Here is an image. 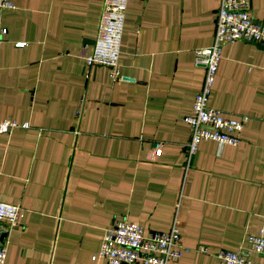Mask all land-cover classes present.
Returning <instances> with one entry per match:
<instances>
[{
  "label": "crops",
  "instance_id": "0c3cea01",
  "mask_svg": "<svg viewBox=\"0 0 264 264\" xmlns=\"http://www.w3.org/2000/svg\"><path fill=\"white\" fill-rule=\"evenodd\" d=\"M218 1L127 0L119 78L103 64L86 74L100 0L0 9V118L27 123L0 133V200L23 209L12 227L0 219L4 264H105L91 254L113 219L166 230L173 217L185 248L167 264H218L214 251L264 226L261 42L222 43L208 93L224 116L246 115L238 142L201 140L186 153L183 116L204 72L193 51L212 40ZM248 12L262 19L264 0Z\"/></svg>",
  "mask_w": 264,
  "mask_h": 264
},
{
  "label": "built area",
  "instance_id": "2783aa9c",
  "mask_svg": "<svg viewBox=\"0 0 264 264\" xmlns=\"http://www.w3.org/2000/svg\"><path fill=\"white\" fill-rule=\"evenodd\" d=\"M101 7L95 36L89 51L84 55L86 74L96 64L109 68V75L119 78L117 57L127 0H100ZM13 7L12 0H0L1 8ZM249 0H219L214 13V28L209 44L194 49L193 61L204 69L199 88L195 91L190 111L183 116L189 131L186 153L189 157L201 140L211 139L219 143L236 144L246 115L227 117L207 104L208 93L220 57L221 44L236 39L259 41L264 45V15L255 19L249 12ZM6 33V26L0 23V43ZM22 41H15L20 45ZM26 122H18L10 117L0 118V133H9L14 128L26 127ZM160 142L152 145V155L160 149ZM23 209L17 203L0 200V219L8 227L19 223ZM180 222L173 217L168 229H144L140 224L124 218L113 219L103 228L99 245L91 254V259L103 257L105 264H167L178 259L185 248L180 241ZM244 244L238 249L218 248L213 252L218 264H260L245 254L253 251L264 256V226L254 232L244 234ZM197 250L206 251L204 245ZM4 246L0 244V264H4Z\"/></svg>",
  "mask_w": 264,
  "mask_h": 264
},
{
  "label": "water",
  "instance_id": "95a60500",
  "mask_svg": "<svg viewBox=\"0 0 264 264\" xmlns=\"http://www.w3.org/2000/svg\"><path fill=\"white\" fill-rule=\"evenodd\" d=\"M3 235V232L0 233V236Z\"/></svg>",
  "mask_w": 264,
  "mask_h": 264
}]
</instances>
